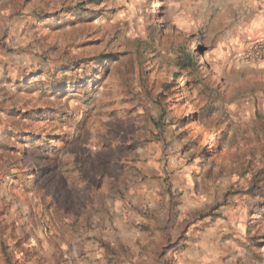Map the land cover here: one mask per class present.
Segmentation results:
<instances>
[{
  "label": "rangeland",
  "instance_id": "1",
  "mask_svg": "<svg viewBox=\"0 0 264 264\" xmlns=\"http://www.w3.org/2000/svg\"><path fill=\"white\" fill-rule=\"evenodd\" d=\"M0 264H264V0H0Z\"/></svg>",
  "mask_w": 264,
  "mask_h": 264
}]
</instances>
